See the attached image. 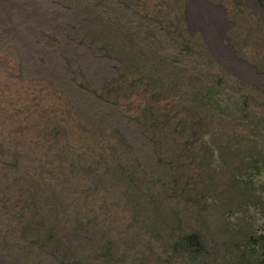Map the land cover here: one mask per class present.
<instances>
[{
  "label": "rangeland",
  "instance_id": "obj_1",
  "mask_svg": "<svg viewBox=\"0 0 264 264\" xmlns=\"http://www.w3.org/2000/svg\"><path fill=\"white\" fill-rule=\"evenodd\" d=\"M77 12L93 17L90 25L97 26L95 29L106 18L108 23H115L123 32L127 48L135 54L132 58L150 67V77L135 73L132 66L128 69L119 61L100 58L73 41L67 34L77 25ZM101 16L106 18L100 20ZM220 69L221 79L214 75ZM155 77L163 79L162 86L150 83ZM109 82V94L117 101L114 112L121 119H137L146 125L153 124L149 114L160 108L177 119L187 117L189 129H197L202 113L209 111L206 98L199 100L203 86H212L224 100L239 101L240 109L248 96L254 107L264 105V0H0V133L14 136L13 128L23 120L25 124L34 118L54 122L52 117L59 118V103L65 104L64 92L82 95L78 89L81 84L98 89ZM247 111L242 110L244 114ZM204 123L225 128L226 134L220 133L223 137H214L216 142L229 141L226 144L230 148L252 146L241 123L229 124L223 117L210 114ZM75 132L70 139L76 142ZM28 133V139H35L34 131ZM195 133L189 132L192 137ZM31 155L39 162L34 166L40 167L61 159L36 149ZM228 156H232L230 160L225 158ZM241 156L224 153L222 160H226L222 163L237 167L242 165ZM178 158L177 163L189 166L190 160L182 155ZM203 162L206 171L207 160ZM80 166L85 170L77 176L72 172L73 182L90 194H75L68 216L57 218L63 231L73 226L78 231V242L71 253L86 251L88 242L79 238L88 236L104 237L114 248L113 254L104 251L96 259L91 253L93 264H264V176H253L255 172L246 166L237 175L247 192L256 191L254 197L249 193L244 196L260 200L256 206L238 204L232 198L233 190L220 187L217 195L207 200L201 193L188 194L180 184L165 191L159 202L161 208L149 207L160 210L153 221L131 216L125 201L111 200L110 194L102 192L104 180L95 187L94 177L87 173L89 162ZM219 173L208 171L215 183L222 180L227 185L233 180L231 174ZM186 179L190 184L196 180ZM5 187L1 194L10 203L16 188ZM19 203L31 207L25 195L14 205ZM81 204L87 208V219L84 211L79 210V215L75 212V205ZM9 214L13 215L11 210ZM78 216L88 232L80 233L79 228L85 224L75 220ZM7 217L0 214V264H7L2 258H8L6 254L11 252L4 246H12L13 252L22 253L27 261L26 252L12 236L15 223ZM15 218L18 221V215ZM187 236L192 238L189 247ZM39 254L41 259L59 264L46 252L34 250L31 256L38 260Z\"/></svg>",
  "mask_w": 264,
  "mask_h": 264
},
{
  "label": "trees",
  "instance_id": "obj_2",
  "mask_svg": "<svg viewBox=\"0 0 264 264\" xmlns=\"http://www.w3.org/2000/svg\"><path fill=\"white\" fill-rule=\"evenodd\" d=\"M75 18L78 21L77 25L72 28L70 34H67L73 41L89 48L100 58L119 61L128 69L132 66L135 73L150 77V67L143 61L141 64L136 58H132L135 54L127 48L128 44L123 41V32L115 23H108L107 18L101 16L100 20L106 19L101 22L99 29H95L97 26L90 25L94 19L90 15L77 12ZM158 61L162 68L163 61L161 59ZM218 71V74L214 75L223 78L222 69ZM72 78L75 79L74 76ZM238 81L241 82L240 80L233 82ZM162 82L163 79L159 80L156 77L154 82L150 80V83L156 86H162ZM109 85L110 82L104 83L100 88L94 89L89 84H81L78 89L82 95L64 92L65 104L59 103V118L52 117L54 122L34 118L25 124L26 121L23 120L13 128L14 136H8L7 132L0 133V214L7 215V218L15 223L12 236L17 246L24 249L29 258L24 261L22 253L15 254L12 246H4L11 250L6 254L8 258L1 257L7 264H52L48 258L41 259L40 254L39 259L35 260L31 256L34 250L48 253L55 261L59 260V264H93L95 260L91 261L89 257L91 253L96 254L95 259L104 251L114 253L110 241H104V237L95 239L88 236L79 238V241L88 242V249L79 252L80 255L76 252L71 253V249L74 251L73 245L78 242L76 240L78 231L74 226L70 231H63L57 224L59 215L68 216L67 210L75 200V194H90L84 191L85 187L80 189L72 177V172L77 176L80 171L85 170L80 166L85 162L90 163L87 173L94 177L95 187L99 181L101 183L104 180L103 183L106 185L102 192L110 194L108 197L111 200L116 198L125 201L130 215L143 221L155 220L160 210L152 211L149 207L161 208L159 202L163 201L165 191L179 188L180 184L184 185L183 188L187 189L188 194L201 193L208 198L207 200L216 196L218 188L221 187L223 191L233 190L232 198H235L238 204H242L241 206L252 207L260 202L253 201L252 196L254 197L256 191L247 192L246 184L241 182L238 175L240 170L249 168L255 172L253 176H264V105L254 107L253 99L248 96V101L243 103V109L248 110L244 114L243 109L238 106L239 101H233L231 98L224 100L212 86H207L208 88L203 86L199 100L206 98L209 111L202 113L204 116L196 123L195 127L198 130L189 129L187 117L177 119L175 114L167 110L161 111L160 108H155L154 112L149 114L153 124L146 125L137 119H121L114 112L117 108L114 103L116 100L109 94ZM193 99L195 100L194 97ZM98 103L108 107H98ZM199 103L197 102L198 106ZM208 114L221 116L229 124L234 121L241 123L252 146L248 149L230 148L226 144L229 141L216 142L214 137L221 135V132L226 134L225 128L220 130L204 123ZM194 116L191 115V118ZM144 119H147V116ZM30 130L35 132V139L27 138ZM190 131H196L193 137L189 134ZM74 132L78 136L76 142L70 139ZM34 149L61 159L59 163L51 165L47 163L43 167L34 166V163H39L31 155ZM203 152L206 155H202ZM224 153L242 155V165L234 167L232 163H222L225 158L230 160L232 157L228 156L222 160ZM180 155L190 160L189 166L177 163ZM203 159L207 160L206 171L203 168ZM209 169L214 173L218 171L222 174L229 173L233 180L227 185H224L222 180L215 183L208 175ZM184 178L196 180L190 184L187 183V179L184 181ZM150 181H156L158 185ZM103 183L100 186H103ZM6 184L12 185V189L16 188L13 192L15 199L10 203L7 202L5 195L1 194ZM246 193L252 194L250 199L244 197ZM262 193L264 195L263 190ZM24 195L31 207L27 204L21 207L22 203L14 205ZM46 198L50 200L46 201ZM81 202L83 203L82 199ZM16 208L17 211L14 212ZM10 210L13 215L9 214ZM79 210L84 211L87 219V208L82 204L75 205V212L78 215ZM75 220L79 224H85L79 216ZM83 226L79 228L81 234L88 232V226L85 228ZM26 237L32 240H26ZM185 239L189 247L192 238L187 236Z\"/></svg>",
  "mask_w": 264,
  "mask_h": 264
}]
</instances>
